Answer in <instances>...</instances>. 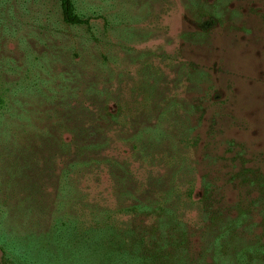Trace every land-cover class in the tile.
<instances>
[{
  "label": "trees",
  "instance_id": "1",
  "mask_svg": "<svg viewBox=\"0 0 264 264\" xmlns=\"http://www.w3.org/2000/svg\"><path fill=\"white\" fill-rule=\"evenodd\" d=\"M93 18L79 12L75 0H0V149H12L22 177L27 170L41 180H54L59 191L68 187L69 195L84 177L91 182H99L101 173L108 177L114 210L134 219L131 227L109 224L99 230L102 251L96 264H264V196L241 198L244 170L220 174V186L214 180L220 179L219 170L214 176L206 170L199 177V198L193 199L200 161L191 155L198 142L187 91L172 95L157 76L138 74V92L130 91L141 98L139 107L123 113L122 104H134L124 103L113 81L123 82L126 68L106 69L107 87L82 81L69 88L79 68L46 50L44 36L90 27ZM25 27L34 29L46 48L20 66L5 49ZM83 79L80 73L77 82ZM177 79H171L175 90L182 81ZM231 188L240 195L228 203ZM251 194L247 190L246 196ZM194 209L200 224L188 221ZM74 226L71 220L57 222L53 232L71 239ZM137 230L152 240L151 248L142 247L145 239Z\"/></svg>",
  "mask_w": 264,
  "mask_h": 264
},
{
  "label": "rangeland",
  "instance_id": "2",
  "mask_svg": "<svg viewBox=\"0 0 264 264\" xmlns=\"http://www.w3.org/2000/svg\"><path fill=\"white\" fill-rule=\"evenodd\" d=\"M186 1L75 0L79 12L94 17L90 27L44 36L47 48L35 39L34 29L25 27L18 39L8 40L5 51L20 66L45 48L67 58L79 68L68 81L70 89L84 85L82 81L107 87L105 70L126 68L123 82L113 81L114 89L124 94L113 91L123 95L124 103L134 104H122L123 113L139 107L141 98L130 91L138 92L139 75L157 76L172 95L187 91L198 142L191 155L200 161L193 199L199 198V177L206 170L212 176L219 170L217 186L224 181L220 174L244 170L241 198L264 196V0ZM80 73L84 79L77 82ZM175 77L182 80L176 90L171 86ZM213 154L218 158L210 164ZM13 155L11 148L0 149V264H96L102 251L99 230L109 224L130 226L134 219L114 210L108 177L101 173L99 182L84 177L69 195L68 187L59 191L54 180H41L27 170L22 177ZM240 191L227 189L225 201L234 202ZM199 214L192 210L188 221L200 224ZM70 220L75 225L71 239L53 232L55 223ZM142 235V247L151 248L144 230Z\"/></svg>",
  "mask_w": 264,
  "mask_h": 264
}]
</instances>
